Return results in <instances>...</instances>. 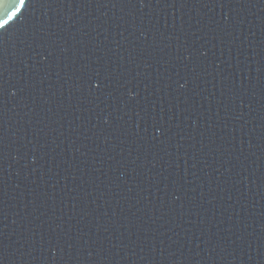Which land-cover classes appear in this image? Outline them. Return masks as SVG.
Listing matches in <instances>:
<instances>
[{
  "label": "water",
  "instance_id": "1",
  "mask_svg": "<svg viewBox=\"0 0 264 264\" xmlns=\"http://www.w3.org/2000/svg\"><path fill=\"white\" fill-rule=\"evenodd\" d=\"M27 7L0 36V264H264V0Z\"/></svg>",
  "mask_w": 264,
  "mask_h": 264
},
{
  "label": "snow or ice",
  "instance_id": "2",
  "mask_svg": "<svg viewBox=\"0 0 264 264\" xmlns=\"http://www.w3.org/2000/svg\"><path fill=\"white\" fill-rule=\"evenodd\" d=\"M15 2V0H13ZM31 3L34 5V0H18L16 6L10 11L5 18L0 19V36L7 35L8 32L14 30V26L19 25L18 17L24 15L25 17L31 12V9L27 5ZM4 85L0 83V95L3 94ZM100 89V85H97V90Z\"/></svg>",
  "mask_w": 264,
  "mask_h": 264
}]
</instances>
